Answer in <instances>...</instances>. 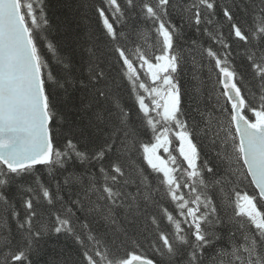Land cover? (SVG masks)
<instances>
[{"label": "snow or ice", "instance_id": "obj_1", "mask_svg": "<svg viewBox=\"0 0 264 264\" xmlns=\"http://www.w3.org/2000/svg\"><path fill=\"white\" fill-rule=\"evenodd\" d=\"M96 12L119 81L90 48L83 85L92 93L89 106H110L93 112L102 139L81 150L67 138L49 87L71 81L61 82L43 55L44 0H0V264H32L39 239L50 232L73 237L83 264H160L135 251H114L117 241L129 239L139 248L140 238L164 264H205L208 248L214 249L208 264H264V0H103ZM188 31L217 46L191 41L221 88L211 111L196 109L200 125L186 117L177 79L178 44ZM233 42L243 50L255 90L234 66ZM47 47L55 54L51 43ZM125 82L149 142L114 91ZM197 136L207 138L213 156ZM73 160L84 172L64 177L63 185L57 181L55 190L38 177L25 183L37 166L64 169ZM245 181L251 194L241 188ZM12 186L29 194L22 197L23 220L6 195ZM64 186L77 190L65 198ZM9 215L18 236L6 226Z\"/></svg>", "mask_w": 264, "mask_h": 264}, {"label": "trees", "instance_id": "obj_2", "mask_svg": "<svg viewBox=\"0 0 264 264\" xmlns=\"http://www.w3.org/2000/svg\"><path fill=\"white\" fill-rule=\"evenodd\" d=\"M221 2L228 3L230 0H221ZM44 4L48 27L43 32L46 40L40 41L43 55L51 71L61 82L71 81L70 83H65L64 88L55 87L51 83L49 87L55 91L56 106L64 117L65 123L62 127L67 138L73 139L81 150H88L93 147L94 143H98L103 136V133L94 127L93 112L100 107L110 106V102L105 101L89 106L90 101L93 99L92 93L88 87L83 85L88 82L90 60L88 50L90 48L101 57L104 64L110 66V75L116 77L117 81H119V65L116 62V56L112 51V44L108 41L102 22L96 12V8L103 5V0H44ZM218 18L223 19L222 15ZM238 19L243 22L246 18L243 13H238ZM114 23L119 31V22ZM133 23L132 20L128 21L129 25ZM224 30L227 32L226 27ZM192 40L199 41L204 47L212 46L216 48L217 46L213 45L207 37L202 34L197 35L194 31H188L184 40L178 44V49L182 50L181 54L183 56L177 76L183 94L182 108L190 123L194 119L200 125L203 124V120L196 109L211 111L213 104L216 103L215 97L219 94L221 88L216 83V70L212 69L210 71L207 59L201 57L198 50H191ZM48 43L53 45L55 54L48 50ZM232 48L234 66L237 72L243 74L245 84L250 85L255 90L256 81L252 79L248 61L242 54L243 50L240 44L233 42ZM238 51L241 54L237 55ZM193 58H195V64ZM58 60H63L64 63L69 65V68L65 69L62 63L57 62ZM201 64L204 66L200 67ZM114 91L119 95L121 104L131 110L132 125L140 131L141 140L149 142L151 140V132L139 127L140 119L136 115L134 98L129 94L126 82ZM245 94H248L246 89ZM209 96H211V99H209ZM249 99H252V97H249ZM223 103L224 99L221 97L220 104ZM220 119L226 121L227 115L224 114ZM196 142L207 156L214 155L212 146L208 144L207 138L197 136ZM84 170L85 166L74 160L69 161L64 169L57 168L53 170L37 166L35 176L27 178L25 183H32L38 177L42 183L50 185L55 190L57 181L63 185L64 177L69 174H80ZM241 188L250 194L253 192V187L247 181L241 184ZM76 190L75 186H64L62 194L67 198L70 192L74 195ZM6 195L14 202L17 211L20 213L19 218L23 220L25 209L22 197L27 198L29 194L21 193L15 186H12L7 189ZM167 206L170 210L173 207L170 203H167ZM44 219L51 223L54 218L44 217ZM83 219L84 217L81 215V220ZM6 220L7 228L11 230L13 235L18 236L16 220L10 215ZM2 226H4V220L0 219V227ZM96 227V225H93L94 229ZM221 231L226 232L227 229H221ZM140 245L141 247L137 248L132 243V240L129 239L123 243L117 241L113 248L118 255H124L128 251H135L160 262V264H164L161 258L153 252L142 238H140ZM36 248L37 250L31 255L32 264H83L81 246L73 237L65 233L55 234L50 232L39 239ZM213 252V248L206 250L205 264H208Z\"/></svg>", "mask_w": 264, "mask_h": 264}]
</instances>
